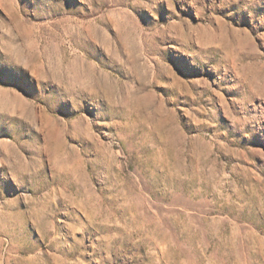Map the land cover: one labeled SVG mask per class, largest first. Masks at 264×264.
Listing matches in <instances>:
<instances>
[{
  "label": "rangeland",
  "instance_id": "obj_1",
  "mask_svg": "<svg viewBox=\"0 0 264 264\" xmlns=\"http://www.w3.org/2000/svg\"><path fill=\"white\" fill-rule=\"evenodd\" d=\"M0 264H264V0H0Z\"/></svg>",
  "mask_w": 264,
  "mask_h": 264
}]
</instances>
